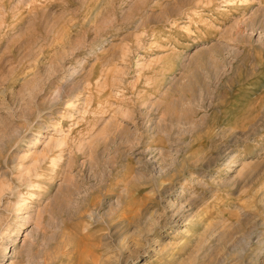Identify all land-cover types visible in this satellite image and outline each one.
I'll return each instance as SVG.
<instances>
[{"label":"rangeland","instance_id":"1","mask_svg":"<svg viewBox=\"0 0 264 264\" xmlns=\"http://www.w3.org/2000/svg\"><path fill=\"white\" fill-rule=\"evenodd\" d=\"M0 264H264V0H0Z\"/></svg>","mask_w":264,"mask_h":264}]
</instances>
